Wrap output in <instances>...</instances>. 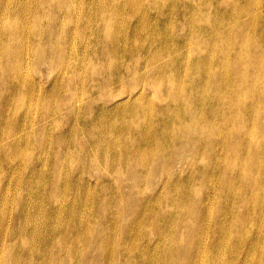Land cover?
<instances>
[{"label": "bare ground", "instance_id": "obj_1", "mask_svg": "<svg viewBox=\"0 0 264 264\" xmlns=\"http://www.w3.org/2000/svg\"><path fill=\"white\" fill-rule=\"evenodd\" d=\"M23 1L0 2V67L21 45L3 72L0 264H264V0H62L72 46L42 79L101 75L88 88L79 75L71 105L81 114L88 95L89 125L70 136L41 130L39 104L30 120L42 37L17 31ZM59 197L71 203L55 220ZM45 220L50 245L33 250Z\"/></svg>", "mask_w": 264, "mask_h": 264}, {"label": "rangeland", "instance_id": "obj_2", "mask_svg": "<svg viewBox=\"0 0 264 264\" xmlns=\"http://www.w3.org/2000/svg\"><path fill=\"white\" fill-rule=\"evenodd\" d=\"M3 2V0H0V2ZM7 2L11 3V0H6ZM32 0H24L22 2V5L28 10L26 13H18L19 14V21L15 25L17 27V31L19 33H22L26 28L29 31H31V34H36L40 32V35L42 37L41 45L42 48L39 49L37 52V60L35 65L32 61H30V73L33 75L34 78L38 79V83L42 87V95L40 99H38V93L37 86H35L33 83L31 87L35 88V97L33 99H30V120H32L35 112L36 105L39 104V116L47 117V120L41 125V130L43 131L45 127H50L51 125L55 126V129L58 133L62 134L63 132H70L69 134H66L67 136H70L72 132L79 133V131L86 130L88 123V111H89V101L91 100L87 94H85V99L82 105V113L78 114L77 112V104L78 102L74 104V106L71 105V102L73 101L74 97L72 96L71 92L75 90V88L82 83L80 79V74L82 72H85L87 75V81L85 82V88H88L89 86L94 84V81L98 82L101 80V75L96 74L94 75L89 67H77V68H70L69 72L66 74V78L64 80H58L56 82L53 81V79H42L43 76L47 77L49 71L54 70V67L57 65V63L60 60L61 55L63 54V51L66 46H72V43L69 42L66 34V29L68 28V25L65 26V28H62L61 30H58V23H57V16H65L66 18H70L72 16V12H66L67 4L63 3L62 0H48L49 4L44 5L41 9V13L39 14H33V10H29V5ZM45 0V2H48ZM88 1L92 0H81L80 2L87 3ZM102 1V0H98ZM119 2H123L125 0H118ZM77 1V3H80ZM125 4H131L129 1H127ZM31 24V28H30ZM29 25V26H28ZM1 28V26H0ZM79 36V34H78ZM74 39V38H73ZM93 39L95 37L93 36ZM79 40V38H78ZM0 39V43H1ZM10 46L3 58V63L0 67V121H1V115L6 107V100L9 94L13 91L14 83L9 82V80L6 78V76L3 74L7 68H11L10 61L14 60L15 58V50L18 49L21 45L18 43V41L13 40L9 41L7 44ZM34 49L29 46V54L33 57L34 55ZM52 53H55V64H50L47 60L48 56ZM13 64V63H12ZM61 69V68H60ZM116 77H119L118 72L113 73ZM53 78V77H52ZM9 82V84H8ZM162 83L164 85H167V81L163 80ZM9 87V88H8ZM17 95L15 96V98ZM45 97L48 98V101L45 100ZM48 109L49 113L47 115L44 114V110ZM20 110V108L17 109V111ZM96 114V113H95ZM93 114V115H95ZM59 134V135H60ZM58 135V136H59ZM32 138L34 137L31 136ZM43 135L40 134V139L42 140ZM65 141H69V138H65ZM40 145V142L38 143ZM62 143L59 145H54L53 153H55V156H58L62 159L60 161L63 162V158L65 153L68 151V147L63 145ZM84 147H88V143L86 142H79L75 146L72 147L71 151L73 154L77 156H82L84 152ZM89 152V151H88ZM88 154V153H87ZM39 156H43V152L40 151L38 153ZM3 157L5 158V161L2 163H7V150H3ZM14 163V162H13ZM12 163V164H13ZM18 164L22 162H17ZM106 163V161H105ZM60 167L64 168L65 171V163L59 164ZM123 165L126 166L124 163ZM108 167H110L108 165ZM61 171V170H60ZM93 171V170H92ZM62 172V171H61ZM81 169L80 168H73L71 169V174L76 176L78 178L80 176ZM0 173H6L2 169H0ZM27 173H25V176L27 177ZM16 177H14L12 184L9 186V188L13 189V192H15V183H16ZM96 177H93V180H95ZM119 185V184H117ZM32 184L28 186V191H32ZM20 203V200H18L17 205ZM71 200L69 198H58L57 201V209L55 212L54 219L55 220H61L63 219L62 213L67 207L70 205ZM59 206H63V211L59 212ZM41 216H45L44 213L41 214ZM51 216V214L49 215ZM48 224L49 221L45 220L39 230L40 238L38 241L31 246V249H37L41 246L45 247L50 245V241L47 240L48 236ZM35 232L32 225L30 224V232ZM261 251L257 252L256 254H259ZM37 264H41L39 261H36Z\"/></svg>", "mask_w": 264, "mask_h": 264}]
</instances>
